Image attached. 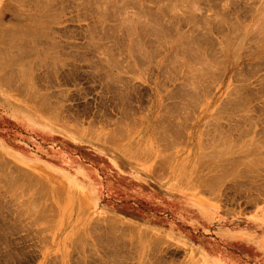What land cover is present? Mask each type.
Segmentation results:
<instances>
[{
	"label": "rangeland",
	"instance_id": "obj_1",
	"mask_svg": "<svg viewBox=\"0 0 264 264\" xmlns=\"http://www.w3.org/2000/svg\"><path fill=\"white\" fill-rule=\"evenodd\" d=\"M85 124L144 185L67 139ZM86 163L87 196L62 177ZM261 241L264 0H0V264H264Z\"/></svg>",
	"mask_w": 264,
	"mask_h": 264
},
{
	"label": "crops",
	"instance_id": "obj_2",
	"mask_svg": "<svg viewBox=\"0 0 264 264\" xmlns=\"http://www.w3.org/2000/svg\"><path fill=\"white\" fill-rule=\"evenodd\" d=\"M96 130H99L98 125H96ZM89 131H90L89 126L85 124L81 133H79L77 137L67 136V139L70 142H79L80 144L81 143L87 144L95 148L96 162L110 164V166L114 169V172L116 174H113L110 177L114 179H118L119 181L126 180L128 181L127 182L128 186L132 185L133 188H137L138 186H140V183L144 185L143 180L147 177L148 172L144 169L142 165L139 164V161L135 158L136 155H132L131 150H128V152L126 150V152L123 153L116 150L115 148L116 146L115 142H129L126 139V135H124V137L122 136V138H118L117 135H115V131L119 132L120 129L118 130V128H116L115 126H111L108 131L109 134L104 138L102 133L100 135L97 134L96 137L92 138L87 133ZM13 158L15 159L17 164L28 165V163H26V160H24L21 157V155H15L13 156ZM113 160H117L121 164V167L120 168L115 167L113 165L114 162ZM94 170L95 169H93L92 166L86 163V164H82L81 168H78L74 172L62 171V175H63L62 177L67 184H69L72 187L77 186L78 188L82 189L84 194L86 195V192L84 190L88 189L92 191V189L98 187V183H99L98 175L96 174V172H94ZM76 180H77V185L75 183ZM125 192L128 193L127 189L125 190ZM92 193L94 192L92 191ZM199 221H203L209 227L215 226L216 222H220L217 226V230H216L217 234L219 236H230L229 234L225 233L227 229L222 225L221 220H214V221L199 220ZM205 230L208 231V229ZM185 244L189 245L188 242ZM190 247L192 248L193 251L197 252L198 256L202 257L203 259L202 261L204 262V264H227L225 261H222L219 256H217L216 258L209 256L208 251L203 249L201 246H197L196 248L195 246L193 247L190 246Z\"/></svg>",
	"mask_w": 264,
	"mask_h": 264
},
{
	"label": "bare ground",
	"instance_id": "obj_3",
	"mask_svg": "<svg viewBox=\"0 0 264 264\" xmlns=\"http://www.w3.org/2000/svg\"><path fill=\"white\" fill-rule=\"evenodd\" d=\"M33 11V10H32ZM133 27V26H132ZM131 27V28H132ZM169 45V44H168ZM136 48V47H135ZM237 56V55H236ZM2 58V57H1ZM204 64H205V62H204ZM207 64V63H206ZM230 95V94H229ZM231 96V95H230ZM235 97V96H234ZM222 106V105H221ZM220 106V107H221ZM193 108V107H192ZM219 111L221 110V109H218ZM223 111L225 110V109H222ZM221 110V111H222ZM200 119H202V118H200ZM170 127V126H169ZM167 128V127H166ZM155 133V132H154ZM158 133V132H157ZM174 133V132H173ZM156 134V133H155ZM158 135V134H157ZM164 136V135H163ZM155 137V136H154ZM158 137V136H157ZM166 137V136H165ZM161 138V137H160ZM167 138V137H166ZM197 138V137H196ZM162 139V138H161ZM156 140V139H155ZM157 140H158V138H157ZM165 140V139H164ZM158 142H160V141H158ZM196 142H197V140H196ZM161 144V143H160ZM174 144V143H173ZM200 144H202V143H200ZM215 144V143H214ZM202 145H204V144H202ZM254 145V144H253ZM173 146V145H172ZM218 146V145H217ZM249 146V145H248ZM248 146H246V147H248ZM165 148V147H164ZM249 148V147H248ZM257 148V147H256ZM206 149V148H205ZM232 149V148H231ZM239 149V148H238ZM238 149H237V153H240V152H238ZM255 149V148H254ZM234 150V149H233ZM241 150V149H240ZM242 150H243V148H242ZM246 150H247V148H246ZM246 150H243V151H246ZM202 151V150H201ZM224 151V150H223ZM222 151V153H224V155H226L227 153H231V152H235V151H231V152H229L230 150L228 149V151H224L223 152ZM250 151V150H249ZM203 152V151H202ZM226 152V153H225ZM255 152V151H254ZM174 153V152H173ZM200 153V152H199ZM214 153V152H213ZM221 153V154H222ZM236 153V152H235ZM234 153V154H235ZM216 154H217V152H216ZM233 154V153H232ZM243 154V153H242ZM200 155V154H199ZM206 155V154H205ZM237 155V154H236ZM252 155V154H251ZM262 155V154H261ZM248 157V156H247ZM203 158V157H202ZM248 158H245V160H244V162L247 160ZM250 159V158H249ZM201 160V159H200ZM207 160V159H206ZM258 160V159H257ZM238 161V160H237ZM235 162H236V160H235ZM247 162H250V161H248L247 160ZM254 162V161H253ZM257 162V161H256ZM199 163H200V161H199ZM231 163V162H230ZM196 164V163H195ZM234 164V163H233ZM232 164V165H233ZM241 165V164H240ZM254 165V164H253ZM258 165V164H257ZM228 166V165H227ZM236 166H237V164H236ZM244 166H246V165H244ZM243 166V167H244ZM250 166V165H249ZM248 167V166H247ZM256 167V166H255ZM199 168V167H198ZM238 168H239V166H238ZM257 168V167H256ZM248 169V168H247ZM251 169V168H250ZM258 170V169H257ZM237 171V170H236ZM234 173H236V172H234ZM238 173V172H237ZM239 173H240V171H239ZM247 173H248V171H247ZM254 173V172H253ZM232 174V173H231ZM241 175V174H240ZM232 176V175H231ZM233 177V176H232ZM10 178V177H9ZM236 178V177H235ZM239 178V177H238ZM233 179V178H232ZM9 180V179H8ZM25 185V184H24ZM28 189V188H27ZM253 190V189H252ZM40 195V194H39ZM44 203V202H43ZM52 204V203H51ZM54 204V203H53ZM42 216H43V214H42ZM48 218V217H47ZM261 249H262V251H264V241H261V247H260Z\"/></svg>",
	"mask_w": 264,
	"mask_h": 264
}]
</instances>
